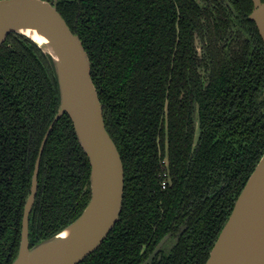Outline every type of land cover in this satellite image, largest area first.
Listing matches in <instances>:
<instances>
[{
    "label": "trees",
    "instance_id": "obj_1",
    "mask_svg": "<svg viewBox=\"0 0 264 264\" xmlns=\"http://www.w3.org/2000/svg\"><path fill=\"white\" fill-rule=\"evenodd\" d=\"M47 1L83 42L125 167L119 219L77 264H142L204 198L179 248L194 254L188 264H205L264 155V144L256 150L264 114L255 105L264 58L251 12L238 0ZM59 105L52 61L28 37L10 34L0 47V264L19 253L39 148ZM165 171L171 182L163 189ZM90 198V159L64 116L44 151L31 246L75 221Z\"/></svg>",
    "mask_w": 264,
    "mask_h": 264
},
{
    "label": "water",
    "instance_id": "obj_2",
    "mask_svg": "<svg viewBox=\"0 0 264 264\" xmlns=\"http://www.w3.org/2000/svg\"><path fill=\"white\" fill-rule=\"evenodd\" d=\"M254 1L256 8L250 17L256 21L264 39V1ZM28 27L37 29L47 39L40 41L21 32L22 28ZM12 33L31 39L52 61L60 92L59 111L41 148L25 205L20 249L12 264H77L102 244L119 219L125 194L124 163L107 128L87 51L56 3L0 0V47ZM65 114L70 116L90 159L91 198L75 221L31 246L30 215L38 192L42 153L54 125ZM200 133L198 117L194 149ZM75 224L78 226L71 236L59 238ZM171 235L167 234L159 242L144 264L152 262ZM205 264H264V155L237 199Z\"/></svg>",
    "mask_w": 264,
    "mask_h": 264
},
{
    "label": "flooded vegetation",
    "instance_id": "obj_3",
    "mask_svg": "<svg viewBox=\"0 0 264 264\" xmlns=\"http://www.w3.org/2000/svg\"><path fill=\"white\" fill-rule=\"evenodd\" d=\"M54 1H57V0H54ZM197 1H199V2H201V1L208 2V1H212V0H197ZM220 1H223V0H220ZM224 1H226L225 2L226 4H229V0H224ZM262 1H264V0H262ZM237 3L239 4L240 10L244 14H246L248 12H251L250 16H251V14L254 12V10L256 8L254 0H238ZM254 22H255V26H257L258 31H259V41L254 42V46H255V49H258L260 51V53L263 54V58H264V39H263V37L261 35L260 29H259L256 21H254ZM195 45H196L197 49L199 50L200 56H202V52L200 51L202 49L200 42L196 41ZM263 70H264V66H263ZM257 88L259 90H258V94H257L256 100H255V105L256 106L259 105L262 113L264 114V83H263L262 86L260 85ZM64 116H68V114L63 115L59 120H61ZM261 117H262V120H263L262 122L264 123V117L263 116H261ZM54 119H55V117H54ZM54 119L52 120L50 126L52 125ZM57 122H56V124H57ZM55 125H54V127H55ZM50 126H49V128H50ZM263 127H264V124H263ZM49 128H48V130H49ZM48 130H47V132H48ZM53 130H54V128H53ZM53 130H52V132H53ZM47 132L45 133V136H46ZM52 132L50 133L49 138H50ZM261 132L262 133H260V132L257 133V134H259V136H261L260 139L262 138V140H259V143L257 144L258 147H256V150H259V147H260L261 150L263 149V147H261V146L264 144V132L263 131H261ZM45 136H44L43 141L41 143V146L39 148V154L37 156V160H36V163H35L34 172H35V168H36V165H37L40 153H41V148H42ZM49 138H48V140H49ZM48 140H47V143H48ZM47 143H46V145L44 147V150H43V153H42L41 163H42V159H43V155H44V151H45V148L47 146ZM40 168H41V164H40ZM39 173H40V171H39ZM33 176H34V173H33ZM32 180H33V177H32ZM207 202H208V199H205V198L202 199L201 201H199V200L196 201L197 205L192 208L189 216L185 220V224L181 225L177 232H170L172 235H171V237L169 239H171L173 237V239L171 240L170 244H168L165 247H162L161 251L155 256V258L149 264H188V260L190 258H192L194 256V254L193 253H189L191 256L187 257L188 251L182 253V250L179 248L181 243H182V240H183L182 237L185 235L186 231L189 229V226H190L189 224H190V221L192 220V218L195 219L198 216V214L201 211V208L206 206ZM154 251L155 250H153V252ZM153 252L149 255V257L142 264H144L147 260H149V258L152 256ZM189 264H198V261H197V259H194Z\"/></svg>",
    "mask_w": 264,
    "mask_h": 264
},
{
    "label": "bare ground",
    "instance_id": "obj_4",
    "mask_svg": "<svg viewBox=\"0 0 264 264\" xmlns=\"http://www.w3.org/2000/svg\"><path fill=\"white\" fill-rule=\"evenodd\" d=\"M21 32H23V33H25V34H27L29 36H32V37H34V38H36V39H38L40 41H42L44 39L45 40L47 39L43 33L39 32L37 29H35L33 27L22 28ZM77 226L78 225L75 224L74 226L70 227L69 229H67L66 231L61 233L59 235V238L63 239V238H67V237L71 236L75 232Z\"/></svg>",
    "mask_w": 264,
    "mask_h": 264
},
{
    "label": "built area",
    "instance_id": "obj_5",
    "mask_svg": "<svg viewBox=\"0 0 264 264\" xmlns=\"http://www.w3.org/2000/svg\"><path fill=\"white\" fill-rule=\"evenodd\" d=\"M169 173L168 171H165L162 175V188L166 189L168 185L170 184V179H169Z\"/></svg>",
    "mask_w": 264,
    "mask_h": 264
},
{
    "label": "rangeland",
    "instance_id": "obj_6",
    "mask_svg": "<svg viewBox=\"0 0 264 264\" xmlns=\"http://www.w3.org/2000/svg\"><path fill=\"white\" fill-rule=\"evenodd\" d=\"M168 162V161H167Z\"/></svg>",
    "mask_w": 264,
    "mask_h": 264
}]
</instances>
